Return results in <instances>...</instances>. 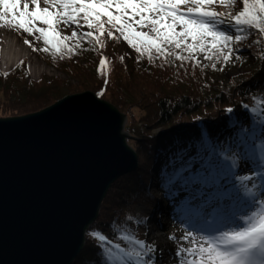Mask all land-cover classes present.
Returning a JSON list of instances; mask_svg holds the SVG:
<instances>
[{
	"label": "trees",
	"instance_id": "obj_1",
	"mask_svg": "<svg viewBox=\"0 0 264 264\" xmlns=\"http://www.w3.org/2000/svg\"><path fill=\"white\" fill-rule=\"evenodd\" d=\"M121 42L124 41H112L100 51L85 44L76 55L64 59H54L51 53L30 47L66 78L42 75L32 79L26 59L6 73L0 72V118L34 113L66 95L92 91L128 121L127 131L133 138L126 143L137 156V168L107 189L97 216L86 228L83 246L70 264H109L101 243L91 235L94 231L121 247L128 246L121 239L125 232L140 239L146 216L136 211V205L144 204L157 211L155 198L149 192L153 184L165 197V210L197 231L193 225L203 222L187 211L189 192L168 182V160L181 148L189 149L192 155L214 153L223 165H231L235 159L232 185H239L237 178L244 173L260 171V150L256 146L264 144V118L252 108L264 96V60L260 55L264 43L246 49L248 58L226 66L217 62L213 69L208 61H202L207 67L193 66L191 62L181 67L179 61L164 66L159 60L150 63L146 57L138 59L128 45L131 53L121 60ZM103 54L109 62L102 74L98 68ZM240 66L245 67L244 73L221 80L220 75L227 68ZM101 91L104 94L98 95ZM228 107L233 111H226Z\"/></svg>",
	"mask_w": 264,
	"mask_h": 264
},
{
	"label": "snow or ice",
	"instance_id": "obj_2",
	"mask_svg": "<svg viewBox=\"0 0 264 264\" xmlns=\"http://www.w3.org/2000/svg\"><path fill=\"white\" fill-rule=\"evenodd\" d=\"M0 28L26 34L25 44L54 59L70 58L85 44L100 51L108 40H122L150 63L207 67L202 61H208L216 69L217 62L226 66L241 59L239 49L264 43V0H0ZM65 28L72 29L70 35ZM41 41L44 46L37 48L35 42ZM260 55L264 60V52ZM108 62L102 55L98 71L103 74ZM252 111L264 118V96ZM256 147L260 171L238 177L239 185H232L235 159L223 165L214 153L192 155L181 148L168 160L169 184L189 192L187 211L203 222L193 226L208 233L197 237L187 231L180 238L189 246L178 244V264H264V144ZM91 235L109 264H154L155 245L133 233L121 235L127 247L99 231Z\"/></svg>",
	"mask_w": 264,
	"mask_h": 264
},
{
	"label": "water",
	"instance_id": "obj_3",
	"mask_svg": "<svg viewBox=\"0 0 264 264\" xmlns=\"http://www.w3.org/2000/svg\"><path fill=\"white\" fill-rule=\"evenodd\" d=\"M126 116L95 93L0 118V264H70L117 178L137 168Z\"/></svg>",
	"mask_w": 264,
	"mask_h": 264
},
{
	"label": "rangeland",
	"instance_id": "obj_4",
	"mask_svg": "<svg viewBox=\"0 0 264 264\" xmlns=\"http://www.w3.org/2000/svg\"><path fill=\"white\" fill-rule=\"evenodd\" d=\"M217 10L223 11L224 9H221L218 7ZM63 31L66 34L70 35L72 29L71 28H65V29H63ZM24 35H26V34H24ZM24 35L17 34L15 32H9L3 28H0V58H1V51L3 49V46L6 44V41H8V40L12 41L11 44H13V45L11 46V50H12L11 52H12V55L15 56V58L20 57V53H23L25 51H28V53L30 54V57H24V58L17 59L16 63L6 71H2L1 66H0V72L6 73L7 71L11 70L20 60L26 59L27 67H28V70L30 73V77L32 79L37 80L42 75H46L48 77L60 76L62 78H66V76L63 73H61L56 68H54L50 64H47L44 60L39 58L31 50V48L27 44L24 43ZM27 38L29 40L33 39V37H31V36H28ZM111 42H112L111 40H108L107 44L110 45ZM35 43L41 45L42 41L41 42H35ZM119 51L123 54V56H128L131 53L130 49L128 48V46L125 42H121L120 47H119ZM238 55L241 58H243V57L248 58L249 57V53H247L246 49H244V48H241L238 50ZM103 56H104V54H103ZM252 60L253 59H251L250 61H252ZM232 61L236 62L238 60L233 58ZM244 71H245L244 66H240L238 68L229 67L220 75V78H221V80H228L235 75L244 73ZM127 126H128V121H127V119H125L123 129L126 132H128ZM129 139L130 138L128 137L127 140H129ZM243 171L246 172V169H243ZM244 174L245 175H251V172L248 171L247 173H244ZM149 189H150V191H149L150 194L155 198V202L153 205L155 208H157V211H154L152 208H149L148 206H145L144 204H137L136 205V211L140 212L146 216L145 225H144L143 230L141 231L140 239L145 240L146 243H148V244L155 245L156 251L153 253L155 264H161V262L158 259V255L160 254L159 250H161V249H159V247L156 246V243L151 238V235L148 234L150 227L153 229L152 232L154 234H157L158 232L166 231L168 233V235H167V237L164 235V238H163L166 242H169L172 245L183 244L185 247L189 246L188 242L183 241L180 238L182 236H184V234L187 231H192L194 233V235H196L197 237L199 235L208 234V233H201V232L195 231L193 229L187 228L184 224L179 222V220L174 219L173 216L170 215L167 210H165V202L166 201H165L164 195L160 193V191L157 189V187H155L154 184ZM257 194L259 195V192H257ZM160 209H164L166 211V214H165V212H162ZM162 221H164V222L162 223ZM172 235H175V237L177 238L175 241L172 239H169V237Z\"/></svg>",
	"mask_w": 264,
	"mask_h": 264
},
{
	"label": "bare ground",
	"instance_id": "obj_5",
	"mask_svg": "<svg viewBox=\"0 0 264 264\" xmlns=\"http://www.w3.org/2000/svg\"><path fill=\"white\" fill-rule=\"evenodd\" d=\"M12 41H6V44L3 46V49L1 51V58H0V66L2 71L8 70L10 67H12L16 60L19 58L24 57H30V54L28 51H25L23 53H20V57H16L12 55L11 44ZM162 212L166 211L164 209H160ZM164 221H162L163 223ZM153 229L150 227L148 234L151 235V238L156 243V246L159 247V255L158 259L161 262V264H178V257L175 256V252L177 250L178 245H172L169 242H166L163 238L164 235L167 237L168 233L166 231L158 232L157 234H154ZM163 234V235H162Z\"/></svg>",
	"mask_w": 264,
	"mask_h": 264
}]
</instances>
